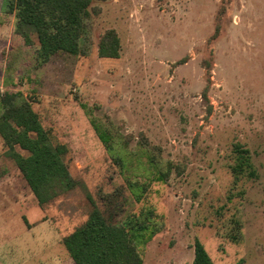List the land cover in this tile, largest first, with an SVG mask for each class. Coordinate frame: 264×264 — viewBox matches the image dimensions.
Instances as JSON below:
<instances>
[{"label":"rangeland","instance_id":"rangeland-1","mask_svg":"<svg viewBox=\"0 0 264 264\" xmlns=\"http://www.w3.org/2000/svg\"><path fill=\"white\" fill-rule=\"evenodd\" d=\"M93 7L87 55L58 54L37 67L36 46L14 37L0 0V94L22 93L67 148L80 185L36 208L0 141L1 212L37 209L28 229L38 237L36 247L6 239L2 248L11 251L0 264H72L61 234L87 220L90 202L116 223L148 218L150 229L135 243L141 264H192L195 241L213 264H264V0H96ZM108 29L120 40L117 59L97 54ZM236 143L249 151L250 169L241 173L233 171ZM146 148L160 169L171 166L165 182L146 163Z\"/></svg>","mask_w":264,"mask_h":264},{"label":"trees","instance_id":"trees-1","mask_svg":"<svg viewBox=\"0 0 264 264\" xmlns=\"http://www.w3.org/2000/svg\"><path fill=\"white\" fill-rule=\"evenodd\" d=\"M94 1L96 0H5L4 15L14 18V37L27 48L36 46L34 60L37 67H41L58 54L73 57L87 55L91 48V22L93 15L98 14V10L93 7ZM218 33L217 24L210 40L215 39ZM97 54L104 59L119 58L120 40L115 30L108 29L99 37ZM210 68L211 64L208 62L207 85L201 93L205 101ZM0 139L6 157L15 163L40 205L47 206L57 202L80 186L69 172L67 148L51 138L28 100L19 91L7 90L0 94ZM113 146L108 148V152L115 150L120 162L127 166L125 157H121L119 149ZM233 148L238 154V162L233 171L241 173L243 167L250 169L249 151L237 143ZM145 152L149 153L145 156L146 163L157 170L158 181L165 182L171 166L167 163L160 169V162L155 160L151 149L146 148ZM177 168L179 166H175ZM90 204L87 220L62 240L71 263L141 264L135 243L141 237H138L141 230L150 229L148 222L146 223L148 218L135 221L131 217L116 223L107 219L94 203ZM149 214L152 215L151 212ZM193 252L192 264H213L200 242H194Z\"/></svg>","mask_w":264,"mask_h":264},{"label":"crops","instance_id":"crops-1","mask_svg":"<svg viewBox=\"0 0 264 264\" xmlns=\"http://www.w3.org/2000/svg\"><path fill=\"white\" fill-rule=\"evenodd\" d=\"M4 8H5V0H3V10H2L3 14H4V10H5ZM0 141H1V139H0ZM1 143H2V141H1ZM2 147H3V144H2ZM13 164L15 165L14 162H13ZM15 167H16V165H15ZM35 200H36V198H35ZM36 202H37V200H36ZM36 204H37L36 208H41L42 210L45 208V206L40 205L38 202ZM48 206L49 205H47L46 207H48ZM36 211H37V209H35V208L31 209V211H29V215H30V216L28 215L29 217L25 216V214H20L19 216L16 217L13 214L9 213V212H12V210L4 211V213H2L1 209H0V254H3L4 251H6V250L11 251L10 249L2 248V246L5 244L6 239L12 240L13 238H17V239L21 238L20 240H23V242L21 244L22 246H24V247H29V246L33 247V245H34V247L37 246L38 237H37L36 231L28 229L32 226L31 222L29 221V218L33 219ZM13 224L15 225V227L13 226ZM70 233H72V232L69 231L66 234H61V244L62 245H63V242H62L63 238L66 237L67 235H69ZM32 238L34 239V242H33ZM25 241L27 242V244L29 242V246L25 243ZM63 247L66 250L64 245H63ZM66 252H67V250H66ZM67 254H68V252H67ZM28 255H33L32 251H31V253H28L27 256ZM68 257H69V255H68Z\"/></svg>","mask_w":264,"mask_h":264}]
</instances>
